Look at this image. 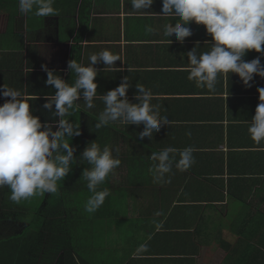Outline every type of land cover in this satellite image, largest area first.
<instances>
[{
  "label": "crops",
  "instance_id": "0c3cea01",
  "mask_svg": "<svg viewBox=\"0 0 264 264\" xmlns=\"http://www.w3.org/2000/svg\"><path fill=\"white\" fill-rule=\"evenodd\" d=\"M16 4L0 8V88L5 85L32 97V112L42 122L55 124L59 119L42 107L56 91L45 83L44 66L71 85L75 74L68 62L76 59L87 66L90 55L104 50L121 57L117 66H112L121 70H105L103 62L95 65L99 70L97 96L118 87L127 76L132 85L127 93L129 101L139 102V83L152 90L151 103L159 105L160 115L170 121L151 139L138 136L143 124L117 121L96 131V119L105 108L103 101L94 99L92 108H87L83 96L77 101L80 111L70 117L73 122L79 121L81 130L71 139L75 155L79 158L92 141L113 150V155L121 159V165L110 174L113 198L122 207L121 215L110 218L83 216L90 222L84 227L89 242L83 245V251L96 252L97 258L80 264H148L147 255H139L143 248L193 254L189 255L194 258L193 264H206L210 253L221 251L217 234L211 237L208 233L211 222L209 229H200V234L195 225L183 229L188 223L197 224L200 216L215 220L221 216L251 217L250 205L264 207V182L259 176L264 169V144L257 145L248 132L264 78L255 75L251 87H247L238 74L229 73L218 78L214 92L197 87L188 79L187 52L194 47L197 54L209 51L212 37L205 26L195 22L188 25L193 35L183 44L175 34L165 37L163 26L177 18L160 16L162 0H155L148 12L133 10L131 0H54L56 15L45 18L22 14L19 0ZM149 25L158 30L157 35L146 32ZM258 56L264 64V56L255 50L244 59L251 61ZM8 99L0 94V105ZM188 147L193 150V165L185 171L173 166L160 182H154L151 153L174 148L179 159L178 153ZM87 167L86 162L78 161L58 182L56 193L18 204L9 199L7 186L0 188V215L60 201L71 205L79 197L88 200L93 193H88L87 181L75 191L76 177ZM81 189L85 192L79 196ZM168 232L175 235L160 238ZM155 234L160 236L147 247Z\"/></svg>",
  "mask_w": 264,
  "mask_h": 264
},
{
  "label": "clouds",
  "instance_id": "9594fccd",
  "mask_svg": "<svg viewBox=\"0 0 264 264\" xmlns=\"http://www.w3.org/2000/svg\"><path fill=\"white\" fill-rule=\"evenodd\" d=\"M154 3L155 0H131V7L135 11L148 12L146 10ZM53 5L54 0H19L22 14L33 13L44 18L56 15ZM159 14L177 18L176 22L163 26V35L171 38L175 34V39L181 44L193 35L188 26L191 22L205 26L207 34L212 37L209 51L197 54L194 47L187 52L188 79L194 81L197 87L214 92L218 78L229 73L238 74L247 87H251L250 82L255 75L264 78V64L259 56L251 61L244 59L250 50L264 56V0H162ZM146 32L158 34V30L151 25L146 26ZM117 60L121 57L109 50L90 55L87 66L76 59L70 60L68 68L75 74L71 85L44 66L47 72L45 83L56 91L46 98L42 107L54 117H59L55 124L42 122L39 116L33 114L29 102L32 97L5 85L0 88V94L10 98L0 105V188L7 186L10 189L11 201L18 204L34 196L56 193L58 182L64 180L79 161L89 165L84 169L82 178L93 193L86 202V211L94 213L104 204L109 193L107 190L98 191V186L121 165V159L113 155L109 146L102 148L96 141L90 142L79 158L75 155L76 148L71 139L79 136L81 130L79 121L73 122L70 117L80 111L77 101L81 96L87 108L94 106V99H101L105 105L96 119V131L117 121L128 125L143 124V131L138 136L151 139L164 125H170L168 117L160 115V106L151 103L154 98L151 89L137 83L136 98L139 102L129 101L127 93L132 85L127 76L118 87L97 96L96 77L99 70L95 65L103 62L106 70L117 66ZM112 70L121 69L116 67ZM258 92L260 103L248 132L252 140L261 145L264 144V88H258ZM178 156L179 159L174 148L151 153L154 163L150 171L154 182H160L173 166L185 171L195 162L191 147L180 151Z\"/></svg>",
  "mask_w": 264,
  "mask_h": 264
},
{
  "label": "trees",
  "instance_id": "16d2710c",
  "mask_svg": "<svg viewBox=\"0 0 264 264\" xmlns=\"http://www.w3.org/2000/svg\"><path fill=\"white\" fill-rule=\"evenodd\" d=\"M14 1L12 3L11 0H0V8L15 7L17 4L16 0ZM259 176L261 183L264 182V169ZM78 177L75 180V191L86 184L82 174ZM98 187V191L107 190L109 195L91 216L84 215L83 205L86 200L83 198L76 199L71 205L60 201L58 204L41 206L39 209L23 208L20 211L1 214L0 264H80L83 260L97 258L96 252L83 251V245L89 242L87 228L84 227L90 223L84 217L110 218L117 213L122 214L121 204L113 198L110 175ZM81 190L79 196L85 192ZM261 193L264 194V191ZM249 210L251 217H244L242 225L238 228L227 227L224 223L227 217L221 216V219L215 220L212 216H200L197 224L188 223L183 229H190L191 225H195L198 226L197 231L200 234V229H204V226L209 229L207 225L211 222L212 230L208 233L211 237L212 233L217 234V244L226 253L222 264H264V207L250 205ZM172 235L175 234L161 235L160 238L166 240ZM159 236L160 234H155L147 247ZM139 253L147 255L148 264H193L191 261H194V258L189 256L193 254L174 250L162 252L143 248Z\"/></svg>",
  "mask_w": 264,
  "mask_h": 264
},
{
  "label": "rangeland",
  "instance_id": "374dc122",
  "mask_svg": "<svg viewBox=\"0 0 264 264\" xmlns=\"http://www.w3.org/2000/svg\"><path fill=\"white\" fill-rule=\"evenodd\" d=\"M79 199H81V197H79ZM86 202H87V200L85 201V203ZM85 206H86V204L83 205V207H85ZM84 215H91V213L86 211V207H85ZM243 220H244V217H227V219L225 220L224 223L226 224L227 227L229 226V227H233V228L234 227L238 228L242 225ZM218 247L221 249V251L215 252V253H210L209 258H207V260H206V264H222L223 263V260L226 256V253L220 247V245H218ZM204 254L205 253H203L202 257L204 256Z\"/></svg>",
  "mask_w": 264,
  "mask_h": 264
}]
</instances>
